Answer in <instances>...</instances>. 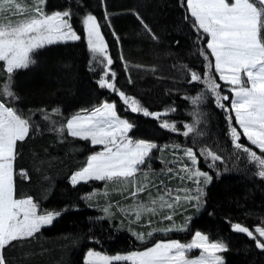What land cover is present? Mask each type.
<instances>
[{
  "label": "trees",
  "instance_id": "1",
  "mask_svg": "<svg viewBox=\"0 0 264 264\" xmlns=\"http://www.w3.org/2000/svg\"><path fill=\"white\" fill-rule=\"evenodd\" d=\"M45 9L48 13L69 11L73 29L81 39L36 50L32 54L35 63L13 74L11 88L17 99L0 97V100L7 101V106L30 123L28 136L16 145L15 198H31L40 214L60 215L34 237L6 246L5 264H88L85 258L90 250L111 256L129 254L146 250L159 241H189L197 231L206 234L210 242L226 245L227 251L221 253L223 264H264V249L257 247L247 234L232 228L236 223L250 230L264 227V178L257 174L258 167L248 155L234 147L228 120L231 116V125L235 126L231 96L214 67L209 72L207 65L210 61L214 65V58L206 47L208 37L193 27L194 18L186 0H46ZM88 14L97 18L113 61L108 78L115 72L117 89L136 98L149 112L160 113L159 120L131 112L117 92L99 86L98 81L105 78L106 61L96 63L88 48L82 23ZM145 25L158 40L151 39ZM189 70L202 78L210 75L220 85L221 96L229 97L222 101L227 111L216 105L215 96L207 91L206 84L189 83ZM4 83L7 74L0 62V87ZM199 94H203V100L192 104L190 98ZM104 102L114 103L117 113L134 125L130 132L132 139L157 145L152 155L161 178L152 186L151 168L150 172L146 170L151 184L140 194L139 201L147 203L150 197L161 193V180L173 189H188L189 194L196 195L198 185L175 176L178 170L168 159L182 158L184 162L183 149L187 148L197 153L198 169L212 179L207 184L203 177L200 179L199 187L204 193L202 210L190 221L185 234L137 239L134 233L148 238V233L140 230V220L151 218L154 222L160 218L158 223L166 222L163 217L172 214L176 203L172 209L142 215L136 220L134 213L126 215L121 211L135 203L129 193L91 199L109 182L89 180L75 185L71 182V177L85 168L102 146L55 129L72 116L91 112ZM161 121L174 123L179 131L161 127ZM185 124L194 125L196 132L184 136ZM240 143L260 154L244 138ZM177 145L179 150H174ZM205 148L221 156L222 161L212 162L199 155ZM190 163L186 159V164ZM167 168H173L174 172H166ZM120 187L124 185L114 186L117 190ZM176 195L183 197L185 193ZM186 202L191 207L194 201ZM108 203L111 214L105 212ZM148 221L145 219L143 223ZM257 238L260 239L258 235Z\"/></svg>",
  "mask_w": 264,
  "mask_h": 264
},
{
  "label": "snow or ice",
  "instance_id": "2",
  "mask_svg": "<svg viewBox=\"0 0 264 264\" xmlns=\"http://www.w3.org/2000/svg\"><path fill=\"white\" fill-rule=\"evenodd\" d=\"M31 3V9L26 10L20 0H0V62L7 74V83L0 87V97H7L10 100L17 99L11 88L13 74L35 63L32 53L47 45L81 39L73 29L72 14L69 11L49 14L44 11L46 0H31ZM186 7L190 16L194 18L193 27L210 37L206 47L214 57V65L211 61L208 63L209 72L214 67L219 79L230 86L229 90L233 94L231 110L235 113L236 124L242 130L241 133L237 127L231 125L232 117L229 116L230 135L234 147L248 155L250 161L258 167L257 174L264 178V0H232L231 3L229 0H186ZM6 14H24V18L16 23H4L2 21ZM82 23L90 52L94 57H102L106 61L105 78L98 81L99 86L117 92L131 112L142 113L144 116H152L159 120L160 113L149 112L136 98L127 96L117 89L115 72L110 73L111 79L108 78L113 61L108 55L97 18L88 14ZM144 27L151 39L158 40L147 25ZM201 55L208 60V55L203 50ZM125 67L127 68V65ZM189 74V83L206 84L207 91L215 96L216 105L225 108L222 101L228 100L229 97L221 96L218 91L220 85L210 75L202 78L200 74L191 70ZM129 81L131 82L130 78ZM203 98V94H199L190 99L191 103L196 105ZM45 119L48 117L45 116ZM133 126L117 114L114 103L105 102L95 107L90 114L74 115L63 126L55 129L60 133L67 131L72 137L90 140L93 145L104 146L103 151L92 155L87 166L72 177V183L75 185L89 180L122 182L123 185L132 187L130 195L134 199L139 193L148 190L151 184L148 172H143V182L138 181L137 173L142 171V166L146 164L147 158L157 145L130 138L128 133ZM160 126L173 132L179 131L174 123L167 121H161ZM183 127L186 129L182 133L184 136L196 132L192 124H185ZM29 130V120L7 106V101L0 100V264H5L3 251L6 246L14 241L34 237L42 227L51 225L60 215L59 212L38 214L37 205L31 198H15L16 145L17 142L25 140ZM241 134L259 150L260 154L240 143ZM173 147L174 150H179L178 145ZM183 152L192 167L181 164L179 171L174 172L173 168H167L165 171L174 172L182 181L195 177V183L198 185L196 195L189 194L188 189H173L161 180L163 191L156 197H150L147 203L135 200L130 209L121 211L126 215L132 212L136 220H139L142 215H156L165 208L172 209L181 199L196 201L198 207L204 194L203 189L199 187V177L204 178L205 184L212 178L198 169L199 159L193 149H183ZM199 155L210 158L212 162L222 161L221 156L207 148L202 149ZM171 163L175 164L176 161ZM181 191L185 193L183 197L176 195ZM105 212H108V209H105ZM163 218L171 220L172 216L169 214ZM232 228L236 232L247 234L256 241L257 247L264 249V242L254 235L256 233L264 238V227L250 230L236 223ZM159 230L181 231L184 228L169 225ZM134 235L142 241L145 239L144 234ZM147 235L151 236L152 232ZM194 249L200 250L198 257H190L189 254ZM224 251H227V247L223 242H210L206 234L197 231L189 243L177 240L157 242L144 251L129 255L108 257L89 252L88 264H113V261H129L131 264H223V259L218 253Z\"/></svg>",
  "mask_w": 264,
  "mask_h": 264
},
{
  "label": "rangeland",
  "instance_id": "3",
  "mask_svg": "<svg viewBox=\"0 0 264 264\" xmlns=\"http://www.w3.org/2000/svg\"><path fill=\"white\" fill-rule=\"evenodd\" d=\"M229 2L231 3L232 2V0H229ZM20 3L22 4V6L27 10V9H31V7H32V3H31V0H20ZM44 11L46 12V13H48L47 11H46V9H45V5H44ZM190 13V12H189ZM49 14H51V13H49ZM24 18V14H17V15H8V14H6L5 15V18H4V20L2 21V22H4V23H16V22H18L19 20H21V19H23ZM202 31V30H201ZM208 37V36H207ZM87 40V39H86ZM210 40V37H208V41ZM68 42H71V41H68ZM58 43H66V42H58ZM56 44V43H55ZM33 54V53H32ZM93 55V54H92ZM33 57V56H32ZM214 58V57H213ZM94 60H95V62L96 63H99V64H101L102 62H103V58L102 57H94ZM32 65V64H31ZM30 65V66H31ZM217 73V72H216ZM217 75H218V77H219V74L217 73ZM220 80V79H219ZM221 81V80H220ZM222 83H224L225 84V89H227V91L230 93V96H231V98H230V108H231V101H232V99L234 98L233 97V94H232V92L229 90L230 89V86L229 85H227L225 82H223V81H221ZM105 103V102H104ZM117 111V110H116ZM232 111V110H231ZM87 114H90V112H87V113H83L82 115H87ZM118 114V113H117ZM232 114H233V116H234V119H235V113H234V111H232ZM119 115V114H118ZM120 116V115H119ZM121 117V116H120ZM122 119H125V118H123V117H121ZM127 120V119H126ZM235 123V127H237V130L238 131H240L241 133H242V130L241 129H239V126L236 124V121L234 122ZM132 130V129H131ZM131 130H130V132H131ZM130 132L128 133V136L130 137ZM131 138V137H130ZM242 138H244L249 144H251L248 140H247V138L245 137V136H243L242 134H241V138H240V140L242 139ZM134 141H135V139H133ZM155 144V143H154ZM102 146V149L99 151V152H101V151H103L104 150V146L103 145H101ZM253 146V145H252ZM254 148H255V146H253ZM156 149V148H155ZM155 149H153V150H155ZM153 150H152V152H153ZM258 150V149H257ZM259 151V150H258ZM99 152H97V153H99ZM152 152H151V154H150V156L147 158V161L149 162V163H147V161H146V163L147 164H145L144 166H142V171L141 172H139V173H137V179H138V181H140V182H143V172L144 171H146V170H149L150 168H151V172H152V175H151V181H152V183H153V185L154 184H157L158 183V180L161 178L160 177V174H159V169H158V167L157 166H155V165H157L156 164V158L154 159V155H152ZM97 153H95V154H97ZM95 154H93V155H95ZM179 159H181L180 161H177L176 159H174V158H170V159H168V162H170V164H173V163H171L172 161H176V163L175 164H173V166H175L176 168H177V170L179 171V167H180V165L181 164H186V159L188 160V158L185 156V158H184V162H183V160H182V158H179ZM178 159V160H179ZM153 160V161H152ZM152 161V162H151ZM151 162V163H150ZM179 162V163H178ZM187 165V164H186ZM159 167H161V166H159ZM188 167L189 168H191L192 167V164L190 163V164H188ZM78 172H80V171H78ZM77 172V173H78ZM148 172H150V170L148 171ZM76 174V173H75ZM74 174V175H75ZM180 175H185L184 173H180ZM201 179V177H199V180ZM190 180H192V181H194L195 182V180H194V177L192 178V179H190ZM81 182H83V181H81ZM80 183V182H79ZM78 184V183H77ZM123 185V183L122 182H115V181H113V182H109V184H107L104 188H102L101 189V191L100 190H97L98 192H96L93 196H91V199H100V198H103V199H107V198H109V197H112V196H115V194H119L120 192L121 193H123V192H125L126 194L127 193H131V191H132V187L130 186V185H128V186H125L124 185V188H121L120 187V189H116V188H114V186H116V185ZM113 185V186H112ZM113 187V188H112ZM111 188L113 189V191H111ZM140 194L141 193H139L138 194V196L135 198V200H139L138 198H140ZM101 196H103V197H101ZM129 196H131V195H129ZM100 197V198H99ZM105 197V198H104ZM132 197V196H131ZM154 197V196H153ZM133 198V197H132ZM100 201V200H99ZM111 205V203H108L107 205H106V209H108V212H106L107 214H111V209H112V207L110 206ZM188 208V209H187ZM202 210V202H200V204H199V206L197 207L196 206V201H194L193 202V205H191V207H189L188 205H187V202L185 201V200H180L178 203H176V205H175V208L172 210L173 212H172V214H171V216H172V219L171 220H169V221H167L166 220V222H163V223H158V221H159V219L160 218H157L154 222H153V220L151 219V218H145L146 220H149L148 221V223H143V221L145 220V219H142V220H140L139 221V226H141V231H142V233H149V232H152V235L151 236H148V238H145L144 240H149V239H151L152 237H154L155 235H158V234H163V235H169V234H174V233H181V234H185L186 232H187V230H188V228H189V223H190V221L194 218V216H196L197 214H198V212H200ZM37 211H38V214H40L39 213V210H38V208H37ZM169 225H171V226H173V227H176V228H179V227H183L184 228V230H181V231H167V232H165V231H162V230H159V229H164V228H167ZM47 226H50V225H47ZM43 228V227H42ZM41 228V229H42ZM258 235V234H257ZM259 237V236H258ZM194 238V236L189 240V241H186V242H183V241H181V240H177V239H175V240H177V241H180V242H182V243H189V242H191V240ZM260 239H261V241L262 242H264V238H261V237H259ZM168 241H172V240H167V241H159V242H168ZM142 251H144V250H142ZM89 252H95V253H98V254H100L101 256H108V257H114V256H111V255H107V254H103V253H100V252H97V251H94V250H90ZM88 252V253H89ZM137 252H140V251H137ZM88 253L86 254V258H85V261H86V263H88ZM133 253V252H132ZM222 253V252H221ZM221 253H218V255H220L221 256ZM129 254H131V253H129ZM129 254H118V255H129ZM190 257H198L199 255H200V250H198V249H194V250H192L191 252H190ZM115 256H117V255H115ZM113 263H123V264H131V262H129V261H113Z\"/></svg>",
  "mask_w": 264,
  "mask_h": 264
},
{
  "label": "crops",
  "instance_id": "4",
  "mask_svg": "<svg viewBox=\"0 0 264 264\" xmlns=\"http://www.w3.org/2000/svg\"><path fill=\"white\" fill-rule=\"evenodd\" d=\"M76 173H77V172H76ZM73 176H74V175H73ZM73 176H72V177H73ZM72 177H71V179H70V180H71V182H72Z\"/></svg>",
  "mask_w": 264,
  "mask_h": 264
}]
</instances>
